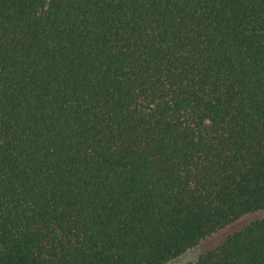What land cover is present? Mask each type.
<instances>
[{
    "label": "trees",
    "instance_id": "16d2710c",
    "mask_svg": "<svg viewBox=\"0 0 264 264\" xmlns=\"http://www.w3.org/2000/svg\"><path fill=\"white\" fill-rule=\"evenodd\" d=\"M264 210V0H0V264H167ZM185 264H264V216Z\"/></svg>",
    "mask_w": 264,
    "mask_h": 264
},
{
    "label": "rangeland",
    "instance_id": "374dc122",
    "mask_svg": "<svg viewBox=\"0 0 264 264\" xmlns=\"http://www.w3.org/2000/svg\"><path fill=\"white\" fill-rule=\"evenodd\" d=\"M263 216H264V210L246 214L241 218H239L238 220H236L235 222H233L232 224L225 226L224 228L213 233L211 236L203 239L202 241L199 242V244L196 247L186 251L184 254L170 261L167 264H185L187 262H193L198 258L200 254L204 253L207 250L213 249L217 245H219L222 241H224V239L228 235L239 230L246 224L256 219H259Z\"/></svg>",
    "mask_w": 264,
    "mask_h": 264
}]
</instances>
